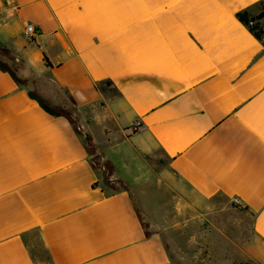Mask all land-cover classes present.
I'll list each match as a JSON object with an SVG mask.
<instances>
[{"label": "crops", "instance_id": "crops-1", "mask_svg": "<svg viewBox=\"0 0 264 264\" xmlns=\"http://www.w3.org/2000/svg\"><path fill=\"white\" fill-rule=\"evenodd\" d=\"M259 1L0 0L25 79L0 69V264H168V180L173 215L224 198L264 247V34L236 15ZM33 90L73 100L127 189L101 188L82 135Z\"/></svg>", "mask_w": 264, "mask_h": 264}, {"label": "rangeland", "instance_id": "rangeland-1", "mask_svg": "<svg viewBox=\"0 0 264 264\" xmlns=\"http://www.w3.org/2000/svg\"><path fill=\"white\" fill-rule=\"evenodd\" d=\"M260 10L259 6L254 14ZM261 21H264V17ZM0 60L9 70H17L18 63L8 51L0 50ZM58 105L67 108L74 125L78 126L79 117L71 101ZM93 160L97 165L94 168L99 173L98 183L101 188L107 193L122 189L120 183L112 181L111 174L108 175L102 167H98L97 162L101 165L104 163L103 157L100 155ZM105 176L110 180H105ZM155 186V191L162 196L164 210L168 213L167 217L158 219L156 223L162 228L160 232L168 248V264H264V247L253 235L250 217L240 208L220 197L203 201L195 199L189 201V206L193 205L195 210L189 207L184 210V215H173L172 211L179 206L175 198L179 188L170 180L162 182L161 188L157 184ZM135 201L140 207L141 201L136 198ZM149 204L147 201L148 208H151ZM192 211L195 213L191 214Z\"/></svg>", "mask_w": 264, "mask_h": 264}, {"label": "trees", "instance_id": "trees-1", "mask_svg": "<svg viewBox=\"0 0 264 264\" xmlns=\"http://www.w3.org/2000/svg\"><path fill=\"white\" fill-rule=\"evenodd\" d=\"M257 6L261 7V10L257 14L252 13L250 9H243V10L238 11L236 15L241 22L247 25V27L249 28V30L253 33L255 37H257L258 39H262V36L264 34V21H261V19L264 17V0H260ZM249 20L253 21L252 25L248 24ZM0 50H4L6 52L8 51L7 49L2 48V47H0ZM0 69L8 70L17 83L19 84L25 83L24 78L19 77L16 74V71L14 72V71L9 70L7 66L5 65V63L1 60H0ZM31 94L34 98H36L39 101L41 106H43L45 110H47L49 113L54 114V115H62L66 117L67 119H69V121L73 124L74 128L82 135L87 151L90 155H92V158H91L92 166L93 167L97 166L93 160V159L99 158V156L101 155L97 148V145L92 141V138L87 133H82L79 129H77V126L74 125V122L71 119V113L67 110V108H65L64 106L58 105V104H51L47 102V100H45L43 97L38 95L35 90L31 91ZM70 101L72 104H74L72 99ZM97 164L99 165L98 167H102L104 169V172H107L108 175L112 173L113 166L110 161L105 160L102 165L99 162H97ZM104 179L108 181L109 178L105 176ZM112 181H116L120 183L122 189H127V186L121 180L112 179Z\"/></svg>", "mask_w": 264, "mask_h": 264}, {"label": "built area", "instance_id": "built-area-1", "mask_svg": "<svg viewBox=\"0 0 264 264\" xmlns=\"http://www.w3.org/2000/svg\"><path fill=\"white\" fill-rule=\"evenodd\" d=\"M249 25H252L253 24V21L252 20H249L248 22ZM36 32L34 26L30 23H27L25 25V33L27 34V36H32L34 33ZM234 202H237V199H234Z\"/></svg>", "mask_w": 264, "mask_h": 264}]
</instances>
